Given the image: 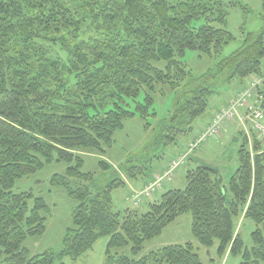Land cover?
<instances>
[{
    "label": "trees",
    "instance_id": "trees-1",
    "mask_svg": "<svg viewBox=\"0 0 264 264\" xmlns=\"http://www.w3.org/2000/svg\"><path fill=\"white\" fill-rule=\"evenodd\" d=\"M262 3L260 29L243 27L242 45L222 56L236 40L229 10L252 12L242 0H0V264H65L103 236L109 237L103 264H203L193 242L139 257L184 213H191L201 245L219 241V257L228 251L240 264H264V146L257 134L251 146L243 132L239 166L228 181L193 162L186 186L153 200L156 191L145 211L115 210L113 201L127 179L142 178L163 159L157 151L194 131L221 82L264 76ZM190 52L216 63L198 73L187 61ZM258 91L264 94V82ZM169 93L171 108L137 158L119 167L100 159L101 170L115 175L103 185L83 170L84 154L105 156L126 121L157 117L155 105ZM54 162L67 164L52 184L77 202L73 226L60 251L32 255L24 242L45 233L51 208L15 186ZM242 217L255 222L250 244L237 231ZM128 246L131 255L117 251Z\"/></svg>",
    "mask_w": 264,
    "mask_h": 264
},
{
    "label": "rangeland",
    "instance_id": "rangeland-1",
    "mask_svg": "<svg viewBox=\"0 0 264 264\" xmlns=\"http://www.w3.org/2000/svg\"><path fill=\"white\" fill-rule=\"evenodd\" d=\"M250 6V10L247 14H244L240 9L229 10V29L236 36V40L228 44L224 50L222 56L229 55L231 52L239 48L243 43L242 31L243 27L246 30L258 31L261 27V19L259 13L262 9L263 0H242ZM252 8V9H251ZM245 24V25H244ZM217 59H210L208 56L200 57L196 52H190L187 56V61L196 72L204 71L209 67L215 65ZM250 78V77H249ZM248 78L244 81L238 79L231 82H221L218 88V92L213 95L208 109L198 118L194 126V132L188 134V136H182L179 138L176 144L169 145L168 147L160 149L155 154L164 153L163 159L155 160L149 169L147 174L139 179H129L131 182L134 181H145L149 178L154 180V175L161 166L169 164L172 159L177 158V154L180 149H189V142L196 140L200 132H196L201 129L204 121H207L214 108H217L224 102L228 97H231L233 93L246 85ZM252 84L250 81L249 87ZM235 95V94H234ZM174 93H169L166 97L159 98L155 105L158 111L157 117H149L147 120L140 116L126 121L123 130H119L115 133V144L111 147L105 156L98 154H84L85 166L83 170L95 172L99 179V184L109 183L115 175L110 172H103L99 166V160L104 159L113 164L114 167H119L121 163L128 160L130 157L137 158L146 147L148 143L154 139L159 131V122L165 117L173 102ZM151 123L148 128L145 127V122ZM233 123V120L227 121ZM226 122V123H227ZM226 125V124H225ZM222 127V131L214 138H208L201 142L193 152L198 154L210 165L217 167L226 181L234 174L237 167L239 166V148L242 140L244 131H238L235 128L228 130ZM235 127H239L238 124H234ZM244 132V133H243ZM196 134V135H195ZM246 134V133H245ZM251 133V143L254 141V135ZM194 135V136H192ZM247 135V134H246ZM263 141L264 139L259 138ZM253 152V150H252ZM194 163L192 161L180 164L174 171L173 179L178 182V185L174 186L172 183H167L163 186L164 190L167 187L172 186L173 188H184L186 186V174ZM169 166V165H168ZM67 168L66 163L54 162L48 164L42 170L35 174L27 177H23L17 181L15 190L16 191H33L36 195L45 198L46 202L51 208L50 213L47 215L46 231L44 234L29 237L25 240L24 245L30 250L32 255L44 252L52 249L56 252L60 251L63 247V241L67 233L68 228L73 226L72 210L76 206L77 202L68 196L67 192L63 187L55 186L52 184V177L55 173H64ZM161 173V172H160ZM159 173V174H160ZM103 175L108 178L101 182ZM112 175V176H111ZM153 176V177H152ZM184 185H181L183 183ZM161 188V190L163 189ZM136 189H130L129 182H126L124 186L119 187L113 192V201L115 210H124L127 207H133L132 202L128 199V196ZM163 192L155 193L156 198H159ZM154 196V195H153ZM155 197V196H154ZM155 198V199H156ZM153 199V200H155ZM152 200V201H153ZM140 211L147 210V204L138 206ZM192 215L191 213H184L179 216L173 223L169 224L163 232L147 241L144 250L140 253L139 257L146 255L152 250H158L168 244H183L186 242H193L202 258L203 264H240V257L233 256L228 251L221 258L218 254L219 241L215 240V243L211 247H205L201 245L192 233ZM237 231L242 234V238L245 243H251V233L255 228V222L251 219L239 218L236 224ZM109 241L108 236L99 238L92 249L87 251L84 255L78 259H72L66 257L63 261L65 264H103L106 260V247ZM121 253L131 255L130 246L122 249H117Z\"/></svg>",
    "mask_w": 264,
    "mask_h": 264
},
{
    "label": "built area",
    "instance_id": "built-area-1",
    "mask_svg": "<svg viewBox=\"0 0 264 264\" xmlns=\"http://www.w3.org/2000/svg\"><path fill=\"white\" fill-rule=\"evenodd\" d=\"M264 76H253L252 84L249 87L236 91L234 97L230 99L226 106L220 107L210 125L196 138L189 143V151L192 152L196 147L208 138L216 137L222 130L227 121L233 120L244 131L251 144V133H256L259 138L264 139V94H259L258 88L264 82ZM185 157L181 155L172 159L169 167L149 182L142 189L132 191L128 199L134 207L144 204L147 199H151L154 193L166 183L173 181L176 168L184 163Z\"/></svg>",
    "mask_w": 264,
    "mask_h": 264
},
{
    "label": "crops",
    "instance_id": "crops-1",
    "mask_svg": "<svg viewBox=\"0 0 264 264\" xmlns=\"http://www.w3.org/2000/svg\"><path fill=\"white\" fill-rule=\"evenodd\" d=\"M250 81H251V78H248V81L246 82V85L244 86V88L245 87H247V85H249V83H250ZM243 88V87H242ZM234 94H235V92L233 93V95L231 96V97H228L226 100H224V102L222 103V104H220L217 108H214V110L212 111V114L208 117V118H206L207 119V121H204L203 122V124H202V128L201 129H199L197 132H196V134H198L199 132H200V134L210 125V123L212 122V119H213V117H214V115H215V113H216V111L220 108V107H222V106H226L227 104H228V102L230 101V99H232L233 97H234ZM234 124H237L236 122H233ZM233 123H230V122H227V123H225L224 125H225V128L226 129H228V130H232V132L234 131L233 129L235 128L236 130H238V131H240V128L239 127H235V125H233ZM196 124V123H195ZM223 125V126H224ZM222 131V130H221ZM194 132V131H193ZM192 132V133H193ZM195 134V135H196ZM199 134V135H200ZM192 136H194V135H192ZM211 138H214V137H211ZM191 141H193V140H191ZM190 141V142H191ZM189 142V143H190ZM189 152V150H188V148H187V150L185 151V150H183V149H180V151L178 152V154H177V156L179 155V156H181V155H186L187 153ZM195 155H197V156H200V155H198V154H195ZM178 156V157H179ZM171 163V162H170ZM170 163L169 164H166V165H164V166H161V169L160 170H158L154 175H156V174H159L160 172L161 173H163L169 166L168 165H170ZM194 166V164L191 166V167H193ZM151 179L149 178V180H145V181H140V180H138V181H134V182H131V180H126V182H129V185H130V189L132 188V190L133 189H142L147 183H148V181H150ZM151 182V181H150ZM169 183H172L174 186H176V185H178V182L175 180V179H173V181H171V182H169ZM168 183V184H169ZM167 184V183H166ZM181 185H184V181H183V183H181ZM168 185H166V189H170V188H173L172 186H170V187H167ZM163 190H164V188L161 190L160 189V192H163ZM158 192V191H157ZM156 198V195H155V197H154V199ZM144 205V204H143Z\"/></svg>",
    "mask_w": 264,
    "mask_h": 264
},
{
    "label": "water",
    "instance_id": "water-1",
    "mask_svg": "<svg viewBox=\"0 0 264 264\" xmlns=\"http://www.w3.org/2000/svg\"><path fill=\"white\" fill-rule=\"evenodd\" d=\"M185 160L186 161H192L194 163H200L202 164L204 167L214 171L217 175L219 174V169L217 167H214L212 165H210L209 163H207L205 160H203L200 156H197L195 154L192 153H187L185 156Z\"/></svg>",
    "mask_w": 264,
    "mask_h": 264
}]
</instances>
